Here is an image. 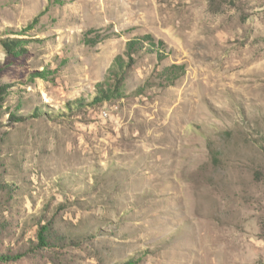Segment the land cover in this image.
<instances>
[{"label": "rangeland", "instance_id": "374dc122", "mask_svg": "<svg viewBox=\"0 0 264 264\" xmlns=\"http://www.w3.org/2000/svg\"><path fill=\"white\" fill-rule=\"evenodd\" d=\"M0 264H264V0H0Z\"/></svg>", "mask_w": 264, "mask_h": 264}, {"label": "trees", "instance_id": "16d2710c", "mask_svg": "<svg viewBox=\"0 0 264 264\" xmlns=\"http://www.w3.org/2000/svg\"><path fill=\"white\" fill-rule=\"evenodd\" d=\"M44 239H45V237H44Z\"/></svg>", "mask_w": 264, "mask_h": 264}]
</instances>
